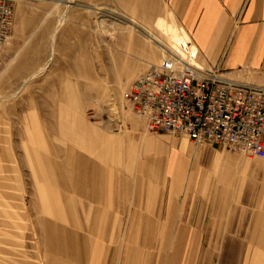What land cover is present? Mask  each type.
I'll use <instances>...</instances> for the list:
<instances>
[{"label": "rangeland", "instance_id": "obj_1", "mask_svg": "<svg viewBox=\"0 0 264 264\" xmlns=\"http://www.w3.org/2000/svg\"><path fill=\"white\" fill-rule=\"evenodd\" d=\"M10 2L0 264H50L66 252L74 263L78 234L102 232L91 236L105 239L100 253L130 248L136 264H264V158L148 133L122 98L167 55L198 66L167 5L140 21L116 0ZM172 237L193 250L170 251Z\"/></svg>", "mask_w": 264, "mask_h": 264}, {"label": "built area", "instance_id": "obj_2", "mask_svg": "<svg viewBox=\"0 0 264 264\" xmlns=\"http://www.w3.org/2000/svg\"><path fill=\"white\" fill-rule=\"evenodd\" d=\"M13 18L10 0H0V46L10 36ZM122 98L147 132L182 134L198 145L264 158L263 86L167 55L149 63Z\"/></svg>", "mask_w": 264, "mask_h": 264}, {"label": "crops", "instance_id": "obj_3", "mask_svg": "<svg viewBox=\"0 0 264 264\" xmlns=\"http://www.w3.org/2000/svg\"><path fill=\"white\" fill-rule=\"evenodd\" d=\"M116 2L124 5L121 11L130 16L131 20L140 21H144L145 18L153 19L152 13L149 17V12H153L154 3L162 6L166 4L177 17L180 27L188 37L189 45L194 47V59L198 67L217 69L226 78L264 87V0H116ZM148 25L150 24L145 23L142 26ZM173 145L170 156L174 153L177 159V140H173ZM174 218L173 215L170 219ZM78 235L75 243L78 248L77 260L74 263L69 261L72 258L66 252L65 256L53 259L50 264H111V260L117 259L123 261V264L137 262L136 251L130 248L122 249L120 257L115 255V251L112 253L110 248L100 253L97 249L98 244L105 239L91 236H106L108 233ZM171 240L170 251L193 250L190 243L175 244L176 240L173 237ZM64 242L67 250L68 241ZM174 264H179V260Z\"/></svg>", "mask_w": 264, "mask_h": 264}, {"label": "bare ground", "instance_id": "obj_4", "mask_svg": "<svg viewBox=\"0 0 264 264\" xmlns=\"http://www.w3.org/2000/svg\"><path fill=\"white\" fill-rule=\"evenodd\" d=\"M129 24V23H128ZM132 23L129 24V26H131ZM137 27V26H136ZM132 28V27H131Z\"/></svg>", "mask_w": 264, "mask_h": 264}]
</instances>
